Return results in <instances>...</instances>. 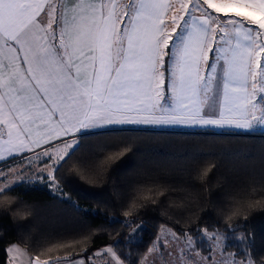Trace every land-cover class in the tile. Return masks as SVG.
<instances>
[{"label": "snow or ice", "instance_id": "6c2138e0", "mask_svg": "<svg viewBox=\"0 0 264 264\" xmlns=\"http://www.w3.org/2000/svg\"><path fill=\"white\" fill-rule=\"evenodd\" d=\"M101 124L264 132V0H0V163L63 144L58 172L79 147L64 138ZM238 228L188 264H264L253 233L229 251Z\"/></svg>", "mask_w": 264, "mask_h": 264}, {"label": "trees", "instance_id": "16d2710c", "mask_svg": "<svg viewBox=\"0 0 264 264\" xmlns=\"http://www.w3.org/2000/svg\"><path fill=\"white\" fill-rule=\"evenodd\" d=\"M77 144L54 171L58 194L43 178L0 195V264L11 244L30 258L87 261L112 246L119 264H140L162 226L188 233L207 255L201 232L238 224L229 251L247 246L236 236L253 233L254 252L264 253V132L107 129ZM63 220L82 233L58 226ZM27 222L36 228L23 233Z\"/></svg>", "mask_w": 264, "mask_h": 264}, {"label": "rangeland", "instance_id": "374dc122", "mask_svg": "<svg viewBox=\"0 0 264 264\" xmlns=\"http://www.w3.org/2000/svg\"><path fill=\"white\" fill-rule=\"evenodd\" d=\"M186 2V0H185ZM184 3V2H183ZM175 13L171 12V15ZM42 18H44L42 14ZM107 125L100 128H107ZM185 127V126H182ZM185 128H211L214 130V132H220L223 129H219L216 127H185ZM229 130H238L235 128H224ZM241 131V130H240ZM64 145L60 146L52 151V160L48 163H45L43 165H38L41 161L47 159V157L42 153L39 158L36 155L30 156V161H12L7 164L14 165L11 169V174L7 171L6 164L2 165L0 169H5L3 175L6 177V179L0 180V188L5 187V185L12 186L16 184L18 181H40L43 178H45L48 181V185L52 191V193L58 194V183L57 180H52L50 178V173L54 175V166L57 163V154L62 155L64 152ZM29 163L31 164V167H29ZM3 167V168H2ZM23 169V175H20V171ZM40 174L39 176L37 174ZM121 199H124L126 197L125 191L123 192V189L120 193ZM118 198V196H117ZM70 220V218H69ZM114 220V218H112ZM34 222H27L25 226L23 227L22 232L23 233H30L33 230V228H36V226L31 227L30 225H33ZM61 228L68 230H76L78 233H82V225L80 226H74L70 224V222L61 221L59 225ZM212 232L208 231H202L201 232V238L204 239L205 237H210ZM161 242L163 243V247H161ZM207 242V241H206ZM217 243H220V237L217 238ZM208 244V242H207ZM195 248L193 241L188 236H179L175 234L169 227L162 226L158 234L155 238V241L153 245L148 249V251L145 253L143 260L140 264H168L169 261L174 260L176 256L169 257L167 255L168 252H172L174 254L179 255V259L183 264H188V260L185 256L186 252H189L191 249ZM163 253V255H161ZM202 253L196 252V256H200ZM7 260L6 264H29L31 261L30 255L19 245L17 244H11L7 246ZM205 255V254H203ZM72 261H82L83 264H118V259L115 255H113V251H109V246L104 247L97 252L94 253V255H90L87 259L78 257L73 259H67V260H60L53 264H72Z\"/></svg>", "mask_w": 264, "mask_h": 264}, {"label": "crops", "instance_id": "0c3cea01", "mask_svg": "<svg viewBox=\"0 0 264 264\" xmlns=\"http://www.w3.org/2000/svg\"><path fill=\"white\" fill-rule=\"evenodd\" d=\"M53 2L57 5H59L61 3V0H53ZM118 2H119V0H118ZM183 2H185V0H171V3L174 5L175 9H177V10L180 9V5ZM196 15H199V13H196ZM40 19H42V20L44 19V18H42V15H41ZM170 19H171V11L169 12L168 16L166 17V20L170 21ZM104 126L105 125L101 124V125H97L94 129H92V128L84 129L83 135L86 133L98 132V131L107 130V129H127V128H130V129H154V130H162V131H193V129H196V128H185L182 126H177V127H146V126H131V125H123V126H121V125H107L106 126L107 128H100V127H104ZM78 137H80V133H78L74 129L72 131V133L68 137H65L64 139H66L70 144L75 146L78 143ZM60 146H63V144H58L57 148ZM53 150L54 149H50L49 151L52 153ZM37 151H39V149H37ZM31 155H35V154H30V156ZM12 161H20V160L18 158L14 159V160H8L7 163L12 162ZM43 161H44V163L40 162L38 165L40 166V165H43L47 162L48 163L50 162L47 159H45ZM4 164L5 163H0V167ZM7 257H8V255H7ZM72 264H83V262L82 261H72Z\"/></svg>", "mask_w": 264, "mask_h": 264}, {"label": "water", "instance_id": "95a60500", "mask_svg": "<svg viewBox=\"0 0 264 264\" xmlns=\"http://www.w3.org/2000/svg\"><path fill=\"white\" fill-rule=\"evenodd\" d=\"M67 258H68L67 256H54L52 258H48L44 260H40L37 258H31V261L29 264H53L60 260H66Z\"/></svg>", "mask_w": 264, "mask_h": 264}]
</instances>
